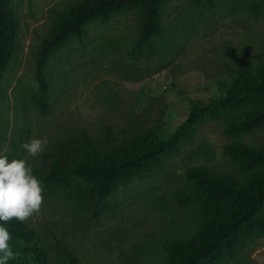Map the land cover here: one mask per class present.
I'll list each match as a JSON object with an SVG mask.
<instances>
[{
    "label": "rangeland",
    "instance_id": "1",
    "mask_svg": "<svg viewBox=\"0 0 264 264\" xmlns=\"http://www.w3.org/2000/svg\"><path fill=\"white\" fill-rule=\"evenodd\" d=\"M83 0H14L17 50L0 86V154L25 158L43 182V206L25 223L43 242L45 264H68L67 251L83 264H167L166 247L189 240L200 216L186 171L204 166L243 180L248 173L226 153L242 143L264 148V126L234 135L233 117L200 124L181 148L158 166L121 184L107 210L83 205L71 192L46 184L39 171L52 146L88 131L109 128L168 133L188 117L192 100L222 94L237 68L264 63V0H169L163 33L138 48L141 12L130 8L107 22L88 24L46 64L47 103H40L39 52L59 15ZM47 141L31 157L22 144ZM216 264H264V234L252 238L236 260Z\"/></svg>",
    "mask_w": 264,
    "mask_h": 264
},
{
    "label": "trees",
    "instance_id": "2",
    "mask_svg": "<svg viewBox=\"0 0 264 264\" xmlns=\"http://www.w3.org/2000/svg\"><path fill=\"white\" fill-rule=\"evenodd\" d=\"M13 1L0 0V86L18 44L19 22ZM168 1L83 0L61 13L39 52V102L47 103L45 68L49 57L69 40L83 37L90 22H107L118 12L139 9L137 46H151L163 33L161 19ZM223 116L233 117L228 129L234 135L264 126V63L237 68L220 96L209 101L192 100L188 117L172 132L111 127L97 136L84 131L45 152L39 174L46 184L71 192L81 204L105 211L106 199L121 184L152 171L163 157L177 152L200 124ZM224 148L248 175L241 180L215 174L204 166L187 169L188 197L198 206L200 222L189 240H175L165 246L167 264L230 262L252 238L264 234V148L242 143ZM4 226L11 232L16 256L8 264H45L43 242L35 229L15 218ZM67 258L68 264H83L71 251H67Z\"/></svg>",
    "mask_w": 264,
    "mask_h": 264
},
{
    "label": "clouds",
    "instance_id": "3",
    "mask_svg": "<svg viewBox=\"0 0 264 264\" xmlns=\"http://www.w3.org/2000/svg\"><path fill=\"white\" fill-rule=\"evenodd\" d=\"M46 146L45 139L36 137L22 144L31 157L41 154ZM43 191V182L34 175L27 159H9L0 154V264L16 258L11 232L4 225L13 218L23 223L38 215L43 206Z\"/></svg>",
    "mask_w": 264,
    "mask_h": 264
}]
</instances>
